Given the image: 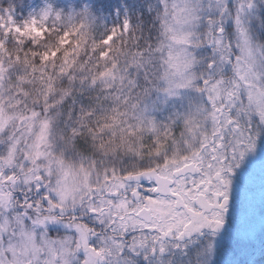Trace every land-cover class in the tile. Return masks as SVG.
Segmentation results:
<instances>
[{
  "label": "snow or ice",
  "instance_id": "1",
  "mask_svg": "<svg viewBox=\"0 0 264 264\" xmlns=\"http://www.w3.org/2000/svg\"><path fill=\"white\" fill-rule=\"evenodd\" d=\"M0 264H264V0H0Z\"/></svg>",
  "mask_w": 264,
  "mask_h": 264
}]
</instances>
